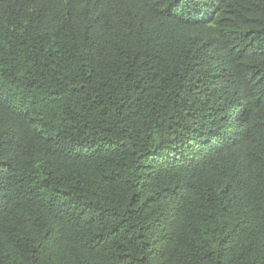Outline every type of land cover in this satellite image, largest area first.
Here are the masks:
<instances>
[{
    "label": "trees",
    "instance_id": "16d2710c",
    "mask_svg": "<svg viewBox=\"0 0 264 264\" xmlns=\"http://www.w3.org/2000/svg\"><path fill=\"white\" fill-rule=\"evenodd\" d=\"M0 264H264V0H0Z\"/></svg>",
    "mask_w": 264,
    "mask_h": 264
}]
</instances>
